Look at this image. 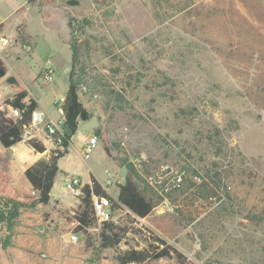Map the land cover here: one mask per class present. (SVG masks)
<instances>
[{"label": "rangeland", "instance_id": "374dc122", "mask_svg": "<svg viewBox=\"0 0 264 264\" xmlns=\"http://www.w3.org/2000/svg\"><path fill=\"white\" fill-rule=\"evenodd\" d=\"M14 9L7 31L15 36L0 25L5 49L27 44L34 53L12 62L18 83L6 81L3 63L0 108L25 89L42 112L36 127L45 112L56 118L77 38L78 97L98 118V145L86 158L73 137L58 167L104 179L111 198L126 167L155 208L140 219L115 207L114 224L128 232L101 249L97 221L75 231L79 199L65 190L68 178L58 173L50 201L38 203L14 152L0 146V199L18 213L11 229L0 222V264H118L116 254L151 237L193 264H264V0H0L1 14ZM175 174L183 185L162 206V182Z\"/></svg>", "mask_w": 264, "mask_h": 264}, {"label": "trees", "instance_id": "16d2710c", "mask_svg": "<svg viewBox=\"0 0 264 264\" xmlns=\"http://www.w3.org/2000/svg\"><path fill=\"white\" fill-rule=\"evenodd\" d=\"M76 40L77 38H74L68 43L72 63L68 72V89L62 104L63 132L56 131L52 135L53 142L57 143L62 149L51 150L47 161L40 160L23 172L24 179L30 185L32 191L37 194V202L43 205L48 204L51 199L50 193L59 172L58 161L68 153L67 148L71 137L78 132L77 127L81 123L92 117L78 97L79 75L76 76L77 71H75V68L79 64V49ZM0 68L4 69L1 58ZM78 73L83 72L78 70ZM8 107L18 109L21 112V118L13 119L9 117ZM36 107V102L28 96L25 90L15 93L10 99L3 102V107L0 108V146L3 149H9L23 141L25 128L29 125L31 114ZM96 133L94 132L93 135ZM25 143L36 153L45 151L44 145L36 138H28ZM81 192L82 196L79 198V205L74 216L77 223L76 232H86L87 229L96 225L92 206L93 195L107 198L113 204V207H124L140 219L149 216L155 208L153 200L138 187L130 176H127L124 182L118 185L116 198H111L93 176L90 177V184L83 185ZM14 207H11V203L0 199V222L7 223L9 229L13 225L12 218L15 219L18 215L17 208ZM9 209H11L10 215H13L11 219L4 215V211ZM127 232L128 228L126 226H120L114 224V222H103L98 232L100 248L115 249L122 242ZM164 258L174 259L176 264H193L177 248L158 237L149 238L146 246L141 249L129 248L114 256L118 264H150Z\"/></svg>", "mask_w": 264, "mask_h": 264}, {"label": "built area", "instance_id": "2783aa9c", "mask_svg": "<svg viewBox=\"0 0 264 264\" xmlns=\"http://www.w3.org/2000/svg\"><path fill=\"white\" fill-rule=\"evenodd\" d=\"M8 45V40L1 35L0 32V49H5V47ZM22 48L29 52L31 47L27 44H23ZM53 73L54 70L51 66V61L47 60L45 63V67L41 68V75H42V81L46 84H49L52 79H53ZM80 93H86V88L82 87L80 89ZM63 98L60 100L59 103H55L57 108L56 111L58 114L62 116V104H63ZM8 116L13 118V119H20L21 118V112L18 109H14L12 107H8ZM42 120V114L34 110L31 114V121L29 125L25 128L24 131V137H29L32 132H35V126L40 123ZM45 130L46 134L49 138L52 140V135L58 131L57 126L53 123H48L45 125ZM53 142V140H52ZM98 145V138L93 135L89 134L87 139L84 142V145L82 147V153L83 155L88 158L89 155L93 152V150L97 147ZM53 148L55 150H61L62 148L55 142H53ZM139 162L140 160L137 159L135 160ZM160 180L162 181V178L159 177ZM84 184L75 177H69L67 179L66 185H65V190L67 191L68 194H70L73 198L79 199L80 196H82L81 189ZM183 185V175L182 174H175L173 176H170L167 178L165 182H162V187L160 194L163 196V202L162 206H169V201L167 199V196L170 195L172 192L179 190ZM102 188L106 189L107 186L104 184ZM92 206H93V213L94 217L96 218V221L98 224H102L103 222H113L114 220V213L117 208L113 207V204L104 197H97V196H92ZM125 209L124 207H121ZM126 210V209H125ZM126 212L130 213L129 211L126 210ZM67 241L69 243H76L77 242V237L75 234H70L68 236ZM44 256V255H42Z\"/></svg>", "mask_w": 264, "mask_h": 264}, {"label": "crops", "instance_id": "0c3cea01", "mask_svg": "<svg viewBox=\"0 0 264 264\" xmlns=\"http://www.w3.org/2000/svg\"><path fill=\"white\" fill-rule=\"evenodd\" d=\"M14 13H15V9L13 10V12H11L9 14H6V15L1 14V12H0L1 30L3 31L4 34L9 32L10 35H8V36L12 37V38L15 36V33H14L13 29L11 31H7V26H8V20L10 19V17ZM14 26H12V27H14ZM22 35L27 37V38H29V39H33V38L36 37V35L30 33L27 30L26 27H24ZM5 50L6 51H5L4 57L1 56L0 58H1L2 62L6 66H8V73L11 76H13L16 79V82L18 83V81H20V74L18 72H15V71H14V74H13V71H11L12 70L11 69V64L19 55L23 56V54L25 55V54H28V53H32L33 54L34 53L33 49L30 52H27L23 48H21V47H19L17 45L16 46H12V45L10 46L9 45L8 48H6ZM17 61H19V60H17ZM18 89H23V88L18 87ZM23 90H25V89H23ZM27 93H28V96L31 97L37 104V107H36L35 110L37 112H39L40 114H42V112L39 109V104H38L37 100L32 96V94L30 92H27ZM54 103H56V102H54ZM83 106L86 108V106L84 104H83ZM45 115H46V119L43 120L42 123L39 126H37V127L35 126V132H32L31 135L29 136L30 138H36L38 141H40L44 145L45 151L43 153L34 152V150L31 149L30 147H28V145L25 143V140L17 143L15 146L9 148V150L14 152L15 159H13V161H14V163L17 166H20V168L22 169V171H21L22 175H23V172L28 167H30L31 165L35 164L36 162H38L40 160L47 161L49 159L50 151L53 148V142H52L51 138H49L47 136V134H46L45 125L48 124V123H53V124H55L57 126V129H58L59 132H63V126H62L63 118H62V116L60 114H58V116L56 118L51 117L49 114H47V112H45ZM88 135H89L88 133L78 131L76 134H74L71 137L69 145L71 144V141H72L73 137L77 136L78 140H79L80 151H82V147H83L84 142L87 139ZM68 148H69V146H68ZM68 148H67V152H68ZM61 159H59V161ZM88 171H90V169H88ZM58 173L63 174L66 178H69V177L78 178L82 182V184H90V177L93 176L101 184V186H104L103 185L104 179H100V178L94 176L92 173H86V174L83 175L82 171H79V172L76 173L74 171H66V170H60V169H59ZM81 176H82V178H81ZM28 185L29 184L27 183V186ZM28 187H30V185ZM117 193H118V189H117ZM117 193H116V196H117Z\"/></svg>", "mask_w": 264, "mask_h": 264}, {"label": "water", "instance_id": "95a60500", "mask_svg": "<svg viewBox=\"0 0 264 264\" xmlns=\"http://www.w3.org/2000/svg\"><path fill=\"white\" fill-rule=\"evenodd\" d=\"M5 75H6L5 70L0 68V78L4 77ZM6 81L9 84L16 83V80H15V78L13 76L7 77ZM98 124H99L98 118L96 116H92L89 120L81 123L77 127V130L80 131V132H86V133H89V134H93L95 128L98 127ZM126 175H127V169H126V167H123L121 169V171L119 172V176L122 177L125 180Z\"/></svg>", "mask_w": 264, "mask_h": 264}]
</instances>
